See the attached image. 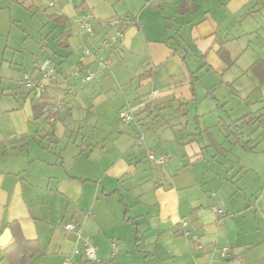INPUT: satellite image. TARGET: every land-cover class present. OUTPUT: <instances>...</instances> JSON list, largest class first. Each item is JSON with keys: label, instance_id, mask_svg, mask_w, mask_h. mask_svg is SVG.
<instances>
[{"label": "crops", "instance_id": "0c3cea01", "mask_svg": "<svg viewBox=\"0 0 264 264\" xmlns=\"http://www.w3.org/2000/svg\"><path fill=\"white\" fill-rule=\"evenodd\" d=\"M202 1L146 0L118 13L111 0H58L49 20L68 26L56 35L63 51L53 47L49 54L45 48L37 66L33 80L43 89L28 88L25 99L11 87L0 91V242L5 231L10 237L0 246V264H13L12 258L14 264H64L67 256L73 264H264V148L257 150L264 138L243 130L244 121L264 128V74L252 68L264 58V48L240 70L257 80L260 108L229 120L221 116L223 140L212 127L204 129L206 139L188 130L191 105L195 122L205 113L198 89L202 71L217 67L225 76L253 47L250 38L264 23V0ZM80 13L93 16V37L76 24ZM119 15H133L137 22L124 27L114 49L102 52L109 65L82 59L86 48L101 47L111 31L108 20ZM190 42L206 65L212 52L216 63L194 68L181 50ZM222 48L232 64L220 55ZM70 53L76 55L70 69L80 72V84L52 67L54 56ZM12 98L14 103L5 101ZM58 101L52 120L50 108ZM172 105L179 111L174 117ZM122 109L143 126L120 128L119 119L113 126L119 128L117 144L110 148L96 140L98 134L81 135L83 126L102 124L111 110L120 116ZM150 119L155 130L145 128V143L134 147L135 135ZM148 149L168 161L148 171L137 162ZM216 204L227 210L222 220L211 210ZM182 219L200 236L203 250L181 233ZM68 223L80 234L65 230ZM85 240L95 247L93 260L84 252ZM17 245L21 251L15 253ZM223 247H229L227 255Z\"/></svg>", "mask_w": 264, "mask_h": 264}, {"label": "rangeland", "instance_id": "374dc122", "mask_svg": "<svg viewBox=\"0 0 264 264\" xmlns=\"http://www.w3.org/2000/svg\"><path fill=\"white\" fill-rule=\"evenodd\" d=\"M22 1H25V4H22ZM82 1L83 0H75L78 4ZM142 1L146 3V0H111V3H113L111 7L115 8L118 13H121L126 6H138ZM49 2L50 0H0V91L4 88L11 87L13 92H17L15 95L16 97H23L25 99L28 95L29 89L24 83V75L28 74L32 79L33 77H36L38 75L37 66L45 59L44 49L47 48V51L50 52L49 54L53 52V47H57L58 49L56 35L63 30V28H67L68 24L57 25L55 22L49 20V14L57 12L59 4L57 1L55 6H50ZM204 3H206V0L200 2V5H205ZM95 21L98 20L95 18L94 23ZM174 24L176 23L174 22ZM263 26L264 23H261L258 27V34L253 36V38H250L253 47L250 48L248 52H243V55L238 59L236 66L232 70L230 69L225 76H222L221 74L222 69L217 67H214L211 69L212 71L210 73H207L206 66L210 67V64H215L217 60V57L213 52L209 56L208 65H206L205 58L198 54L192 42H190V46L188 44H181L182 47L185 46L181 50L186 54L188 52V62L194 68H199L201 66H204L201 70L206 68L201 73L202 77L199 81L198 88L201 108L205 110V113L200 118V123L195 122V105L192 104L188 121L189 131L194 130V132L203 133V136L202 134H199L197 137H203L206 139L204 129L206 127H212V131L216 137L219 140H223V134L219 127V119L221 116L229 120L230 117H242L245 114L256 111L260 108L261 103L258 101L260 95L255 91L257 80L251 73L245 71L241 74L240 70H247L255 58H259L258 56L262 54L264 48V41L262 40V36H264ZM108 30H110V28ZM183 32L187 35L188 28L185 27ZM248 40V38H245L241 43H246ZM58 50L63 51L62 49ZM195 53L198 54L199 57L196 56ZM75 56L76 55L72 53L64 58L56 55L54 56L55 60L52 67H56L58 71L61 68L64 69L66 73H69L68 75H72L68 78L71 82H77L80 84L77 80L80 72L78 75H74L73 73L75 70L71 72L72 69H70L71 66H73L72 63L75 60ZM213 88L214 90L212 91ZM5 101H9L10 103L15 102L13 98ZM175 108L177 107L174 105L171 106L170 112L172 114L170 117L179 114V111L177 112ZM134 117L135 118L132 121L124 122L116 110H111L108 113V119L106 122H103L102 124L93 123L92 126H83L82 129H84V131L81 135H84V133L87 136L98 134L96 140L104 139L107 148H110L112 144H117L114 137L119 130V128L113 126L120 119V128H132L134 123L136 124V121L138 120V117ZM181 117L182 122L185 124L187 118L184 116ZM172 120L173 118L170 122ZM147 122L148 125L143 129L145 132L146 129H154V127L151 128L152 120L150 119ZM155 124L157 126L160 125L157 121H155ZM188 130L185 129V134L187 135L189 132ZM243 130L246 135L252 134L253 137L263 136L264 138V128L261 127L260 124L256 123L251 125L250 122L244 121ZM77 132L78 131L74 133ZM127 132L134 138V132L132 130ZM188 138H192V136L189 135ZM247 138L248 137L246 136V139ZM134 143V147L139 148L137 145L139 144L137 134L135 135ZM63 145L65 146L66 144L63 143ZM262 148H264V139L260 145H257V150H262ZM138 150L141 154V149ZM237 151L240 154L244 153L241 148H237ZM151 152L155 151L148 149L137 159V162L139 161V163L142 162L143 164H147V169L148 171L150 170V172L159 167L156 162L149 159Z\"/></svg>", "mask_w": 264, "mask_h": 264}, {"label": "built area", "instance_id": "2783aa9c", "mask_svg": "<svg viewBox=\"0 0 264 264\" xmlns=\"http://www.w3.org/2000/svg\"><path fill=\"white\" fill-rule=\"evenodd\" d=\"M58 0H50L49 4L54 6ZM72 1V0H70ZM155 1V0H152ZM93 16L91 14H78L75 17L76 24L86 31V33L93 37L95 34V30L91 25V20ZM137 19L133 15H123V16H116L108 20L107 25L111 28V31L108 32L101 40V47L97 50H92L91 48H86L83 52V58L85 57H92L98 61L101 66L109 65V60L103 58L102 52L104 50H112L115 48L117 41L123 36L124 27L128 24H136ZM75 75H78V70L75 71ZM94 76V73L91 72L87 77L86 80H91ZM24 83L27 88L29 89H43L42 82L39 80H33L28 74L24 75ZM158 92V91H156ZM61 101H58L56 104L51 106L52 113L58 112L59 108L61 107ZM121 117L129 121L132 119V113L128 109H122L120 111ZM53 120V117L51 118ZM143 135H138V143L142 144ZM150 159L157 163V165L161 166L164 165L168 161V157L166 155H156L154 153L150 154ZM212 212L216 215L218 220H222L224 217L228 215L227 210L224 206L216 204L211 207ZM64 229L67 231L79 230L78 226L74 223H68L64 226ZM179 229L181 233L186 236H189L190 239L194 242L195 246L199 250L204 249V243L202 242L199 235H195L190 228V223L187 219H182L179 223ZM80 234V230L79 233ZM116 248V245L114 243ZM84 252L88 259L93 260L96 258V250L93 243L90 240H85V249ZM223 252L227 255L229 252V247H223ZM78 253V251H76ZM64 264H73V257L67 256L65 257Z\"/></svg>", "mask_w": 264, "mask_h": 264}, {"label": "trees", "instance_id": "16d2710c", "mask_svg": "<svg viewBox=\"0 0 264 264\" xmlns=\"http://www.w3.org/2000/svg\"><path fill=\"white\" fill-rule=\"evenodd\" d=\"M51 6V5H50ZM220 55L226 60V61H228V64H232L233 63V61L231 60V58H230V55H229V52L225 49V48H222L221 50H220ZM252 68L254 69V70H256V72L257 73H259L260 75H263L264 74V58H262V59H259L258 61H256L255 63H254V65L252 66ZM258 74V75H259ZM44 96V95H43ZM51 110V109H50ZM59 112V111H58ZM58 112H56V113H52V115H51V118L53 117V120L57 117V115H58ZM121 116V115H120ZM122 118V117H121ZM134 119V116L132 117V119L131 120H129V121H126V120H124L123 118H122V120L123 121H126V122H130V121H132ZM136 123H138V124H141L142 126H143V124L141 123V122H139V120H137L136 121ZM141 125H139L140 127H141ZM142 128V127H141ZM143 135V140H142V144L143 143H145V141H144V139H145V132H144V130H139L138 131V135L140 136V135ZM138 135H137V138H138ZM248 142H246V144H247ZM151 153H154V154H156V155H159V154H157L156 152H151ZM150 153V154H151ZM149 159H150V155H149ZM151 160V159H150ZM31 250L33 249V247L32 246H30L29 247ZM14 252L15 253H18V251H21L20 249H19V247H18V245L16 246V248L14 247ZM26 251V250H25ZM16 261V259H14V258H12V263L14 264V262Z\"/></svg>", "mask_w": 264, "mask_h": 264}, {"label": "water", "instance_id": "95a60500", "mask_svg": "<svg viewBox=\"0 0 264 264\" xmlns=\"http://www.w3.org/2000/svg\"><path fill=\"white\" fill-rule=\"evenodd\" d=\"M9 231H5L4 232V236H3V238H2V240H1V242H0V246H3V245H6L7 243H8V241H9Z\"/></svg>", "mask_w": 264, "mask_h": 264}]
</instances>
